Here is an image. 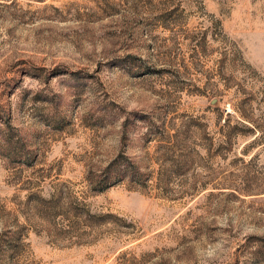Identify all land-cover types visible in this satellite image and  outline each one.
<instances>
[{
    "label": "rangeland",
    "instance_id": "rangeland-1",
    "mask_svg": "<svg viewBox=\"0 0 264 264\" xmlns=\"http://www.w3.org/2000/svg\"><path fill=\"white\" fill-rule=\"evenodd\" d=\"M0 264H264V0H0Z\"/></svg>",
    "mask_w": 264,
    "mask_h": 264
},
{
    "label": "trees",
    "instance_id": "trees-1",
    "mask_svg": "<svg viewBox=\"0 0 264 264\" xmlns=\"http://www.w3.org/2000/svg\"><path fill=\"white\" fill-rule=\"evenodd\" d=\"M122 158L123 157L116 158L107 167L106 171H104L102 175L99 176L100 180H98V182L96 183L97 192H102L110 188L117 182L124 180L128 176H135L137 174L135 168L125 163Z\"/></svg>",
    "mask_w": 264,
    "mask_h": 264
}]
</instances>
